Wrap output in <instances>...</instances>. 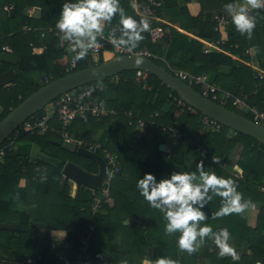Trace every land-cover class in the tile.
Masks as SVG:
<instances>
[{
    "label": "trees",
    "instance_id": "1",
    "mask_svg": "<svg viewBox=\"0 0 264 264\" xmlns=\"http://www.w3.org/2000/svg\"><path fill=\"white\" fill-rule=\"evenodd\" d=\"M234 1L223 0V3L233 4ZM161 2L159 15L165 4L163 0ZM4 4H13V9L9 12L4 11L2 9ZM125 5V1L120 0V6L124 10ZM31 6L39 7V17H30L25 13V8ZM61 6L62 4L58 6L56 0H0V46L8 45L18 56L17 64L0 61L4 64V67H0V74L12 68L15 75L10 86H2L0 89L8 87L17 89L14 100L0 105V120L10 109L44 85L35 82L32 77L27 79L26 74L33 76L42 74L41 78L44 75H52V80L67 74L60 63V46L57 38L50 35L41 38L39 30L23 33L20 29L24 24L32 27L54 25L59 18ZM170 7L165 9L170 23L187 32L194 29L198 32L197 36L207 38L209 41L220 38L219 32L213 30V22H203L200 15L190 16L185 7ZM219 9L226 11L224 6ZM254 13L256 26L250 38L235 29L229 15L228 39L222 47L229 48L240 60L221 52L206 53L202 42L193 40L168 24L165 25L167 33L161 41L151 42L147 30L142 33L143 39L136 48L146 47L157 56L152 60L167 71H170V68H178L195 74H210L211 81L224 89L232 93L245 92L248 95V102L264 112V77L262 79L255 77L251 68L245 64L251 59L244 51L246 48H253L255 62L264 70V10H254ZM114 22L119 26L116 33V38H119L121 25L118 14L111 22H106V27H112ZM30 43L35 47L46 48L42 53L35 54L32 53ZM236 44L237 48H233L232 46ZM84 61L88 64L84 65ZM102 61L100 58L98 63ZM93 65L94 63L88 62L85 56L77 61V66L72 72ZM222 66L228 67L226 73L221 72ZM118 76L120 79L117 84L105 80L106 88L97 90L91 98L107 108L113 107L118 111L132 110L134 113L138 111L140 117L146 119L158 111L157 123L177 127L180 137L176 139L153 125H145L138 146L153 148L154 154L143 164H139L138 158L130 153L126 146V140L133 135L135 126L128 125L127 119L122 115L111 118L110 122L108 120L106 130L99 140L103 149L117 155L120 164V172L113 177L108 189V196L113 201L110 205L105 201L100 189L92 191L76 184L74 194H71L69 178L63 175L62 169L68 161L81 166L74 159V156H80L76 152L77 149L64 146L58 134L49 129L41 134L19 130L18 138L6 148L5 156L0 161V222H16L22 229L0 230V264H5L1 263L2 259L8 260L11 264L25 261L27 258L35 260L37 255L41 256L37 261L39 264H78L79 257L80 264H141L146 256H149L152 264L160 257L170 258L174 264H264V192L261 190L264 189V145L253 137L233 131L236 134V143L240 146L238 157L233 160L226 153L230 143L227 131L229 128L223 126L219 131L206 129L201 123L199 112L182 111L175 117L176 107L169 95L177 93L150 73L145 85L135 82V70L123 71ZM78 90L79 88H76L73 91ZM227 108L234 110L231 106ZM41 113L42 110L31 117L40 116ZM242 115L253 119L251 114ZM79 122L82 121L72 123L71 129L74 132L79 130L77 129ZM84 123L86 126L93 123L92 127L95 129L103 125L94 118L83 121L80 127ZM50 125L58 127L59 123L54 118ZM82 135L91 137L88 130ZM117 135L120 137L119 140H116ZM163 137L169 145L167 152L159 150L157 140H163ZM6 141L1 147L7 143ZM33 145H37L46 155L31 161ZM98 153L103 155L102 150ZM213 155H219L221 161L215 163ZM198 162H202L206 169L215 171L217 175L232 178L237 190L242 194V200H250L251 205L260 204L255 227L247 226L244 211L216 217L215 213L223 203L219 196H213L204 205L206 219L200 224L211 226L213 232L226 228L230 233L229 243L239 254V260L233 261L231 256L227 255L218 256V248L211 237L206 238L205 242L192 253L180 250L176 243L179 233L168 234L165 231L166 220L163 213L152 208L149 203L146 204L147 201L141 195L136 200H130L125 193L127 187H135L134 183L131 184L132 178L137 182L136 178L138 176L142 178L146 172L153 173L156 179L178 171H192L198 175L196 167ZM235 165L244 171L242 178L231 174ZM41 176H46V179L41 181ZM21 178L26 181L22 187L18 184ZM94 197H99L102 204L100 211L93 214ZM18 201L25 204L21 212L15 210ZM122 209L126 212H118ZM141 209L147 212H138ZM115 213L119 214V217H114ZM30 216L36 218L47 231L53 228L67 229L65 246L52 247L51 244L44 243V232L38 230L36 233L29 228ZM129 217L145 220V229L141 230L136 224H123L122 221ZM92 219L93 222L90 223ZM90 224L94 225V229L88 238V248L81 251V239L86 237L85 231ZM116 237H119V242L113 240ZM152 247H155L154 253L149 251ZM209 247L212 249L211 252ZM204 257L207 261L202 263Z\"/></svg>",
    "mask_w": 264,
    "mask_h": 264
},
{
    "label": "built area",
    "instance_id": "2",
    "mask_svg": "<svg viewBox=\"0 0 264 264\" xmlns=\"http://www.w3.org/2000/svg\"><path fill=\"white\" fill-rule=\"evenodd\" d=\"M162 7L161 0H141L139 3L138 11L139 14L146 18L149 22L148 34L150 41L155 43L161 41L167 29L165 25L167 24L158 14L159 9ZM2 9L6 12H9L13 9V4H4ZM32 9L28 8L26 10L29 16L32 15ZM215 25L213 26L214 31H219L222 28H226L229 24V17L225 14L215 15L214 16ZM35 28L28 25H23L21 31L26 33L28 31H33ZM40 36L44 38L47 35H50L54 38H57L59 41V55L60 63L62 64V69L65 73L72 72L73 69L77 66V61L73 62L72 56L74 55L71 52V41L64 40L62 33L56 28V24L40 28ZM114 32V35H113ZM118 32V25L114 24L112 27L107 28L104 24L103 32L97 35V43L89 49L88 54L86 55L88 62L98 64L100 58L103 59L104 54H108L111 58L114 56H124V55H139L145 56L147 58H156L157 56L151 53L146 47L140 48H130L126 46H113L110 41L116 38V33ZM228 39V38H227ZM226 37H221L216 41L205 42L204 52H210L212 50L227 54L232 58H237L235 54L231 52L229 48H224V45L227 42ZM33 49V52H43L46 46H40L36 48L33 44H30ZM237 48V44L232 46ZM0 51L6 53H13L12 48L8 45L0 46ZM78 51V49H77ZM244 54L250 56V61L245 62L253 71L254 76L262 79L264 77V70L260 69L255 62L256 56L254 51L251 48H246ZM104 60V59H103ZM242 61V60H241ZM172 75L196 89L202 96L219 103L225 107L231 106L240 110H244L248 114L253 116L255 122L264 125V112L258 110L255 106L251 105L248 102V95L245 92L232 93L231 91L222 88L220 85L211 81L210 77L206 73L195 74L184 69L170 68ZM149 73L145 70H135L134 80L136 83L145 85L148 79ZM119 79L118 75L112 76L106 80L109 82H116ZM52 80V75H44L40 80L41 83L46 84ZM105 81V80H104ZM104 81L95 82L89 86L80 87L77 92L73 90L65 92L58 96L55 100L47 104L43 109L40 116H34L28 118L22 125L21 129L30 133H44L46 130L53 131L58 134L61 139V143L64 146H69L75 149L85 148L91 152L97 153L102 150V158L105 163V175L102 179V185L99 188L102 195L105 197V201L108 203L110 198L108 196L109 185L113 177L120 172V164L118 157L115 153L103 149L101 143L87 139L71 129L72 123L76 120H87L89 118H94L99 122L108 123V120H111V117L117 115H123L127 118V123L130 126H135V128L142 129L145 125L150 124L161 131L171 134L174 138L180 137V132L177 127H168L166 125H159L157 123V118L159 116L158 112H155L153 115H150L147 119L141 118L138 113H134L129 110L118 111L113 108H107L105 105L99 104L97 101L91 98V96L97 91L102 90L106 87ZM148 88H150L148 86ZM171 102L176 107V112H189L196 113L197 111L181 99L178 95H169ZM56 119L59 123L58 127L50 125V122L53 119ZM201 123L206 129L212 131H219L223 128V125L220 124L215 119L210 118L207 115L201 114ZM19 128L12 132L9 137L5 140L7 143L1 147L0 145V161L3 160L5 156V150L7 147L11 146L14 141L19 136ZM4 141V142H5ZM3 142V143H4ZM2 143V144H3ZM232 175L242 178L244 175L239 170L238 167L234 168L231 172ZM264 192V189L261 188ZM95 191V190H92ZM102 201L99 197H94L92 203L93 214L97 213L101 209ZM93 222V219L90 223ZM94 229V225L90 224L87 230L85 231L86 237L81 239V251H86L88 248V238L91 235ZM41 259L40 255H37L36 259L27 258L25 261H17L14 264H39L37 261ZM81 257L77 259V263L80 264ZM1 263L11 264L8 260L2 259Z\"/></svg>",
    "mask_w": 264,
    "mask_h": 264
},
{
    "label": "clouds",
    "instance_id": "3",
    "mask_svg": "<svg viewBox=\"0 0 264 264\" xmlns=\"http://www.w3.org/2000/svg\"><path fill=\"white\" fill-rule=\"evenodd\" d=\"M231 17L235 29L250 38L256 26L255 13L252 10H264V0H246L245 3L233 6L224 5ZM119 15L121 36L110 41L113 46L136 48L143 39L142 33L149 29L146 18L137 21L127 15L120 6V0H64L56 21V28L62 33L63 39L71 41L73 62L82 60L96 43L97 35L103 32L105 22H111ZM114 35V32H113ZM78 49V51H77ZM135 64L142 63L137 56ZM213 161L219 163L221 157L213 155ZM197 172H174L159 180L151 172L138 177L136 188L139 194L154 209L160 210L166 220L165 231L168 234L179 233L176 243L180 250L192 253L196 251L206 238L211 237L218 248V256H231L233 261L239 260V254L229 243L230 233L226 228L213 232L211 226L200 224L206 219L204 205L213 196L222 198V206L215 213L216 217L231 213H242L251 205L250 200H242L232 178L217 175L197 163ZM41 181L46 176L40 177ZM155 264H174L167 257H160Z\"/></svg>",
    "mask_w": 264,
    "mask_h": 264
},
{
    "label": "water",
    "instance_id": "4",
    "mask_svg": "<svg viewBox=\"0 0 264 264\" xmlns=\"http://www.w3.org/2000/svg\"><path fill=\"white\" fill-rule=\"evenodd\" d=\"M252 11L254 12V10ZM137 56L139 55L114 56L93 66L67 73L42 85L17 106L10 109L7 115L0 120V145L28 118L42 110L61 94L93 82L104 81L123 71L138 69L145 70L154 75L163 84L173 89L181 99L200 114L215 119L224 127L235 132L253 137L264 145V125L202 96L196 89L172 75L150 58L140 56L142 57V63L135 64L134 60ZM0 61L17 64L18 56L14 53L0 51ZM14 79V69L10 68L0 74V87L12 83ZM159 150L165 151L166 145L160 144ZM76 152L94 161L97 165V172L88 171L74 162L68 161L62 169L63 175L76 184H80L91 190H98L102 185V179L105 175V163L102 156L85 148H78ZM239 170L242 174H245L241 168ZM127 223L128 219H125L123 224ZM21 229L22 226L20 224L0 222V230L17 231ZM149 251H153L154 253L155 247L150 248Z\"/></svg>",
    "mask_w": 264,
    "mask_h": 264
},
{
    "label": "crops",
    "instance_id": "5",
    "mask_svg": "<svg viewBox=\"0 0 264 264\" xmlns=\"http://www.w3.org/2000/svg\"><path fill=\"white\" fill-rule=\"evenodd\" d=\"M122 1H125V4H126L125 5V13L127 15H130V16L134 17L137 21H139L141 18H143L139 14V11H138V7H139V3H140L138 0H122ZM63 2H64V0L63 1L62 0L57 1L58 6L60 4H62ZM163 2H165V4H164V7L162 9L161 14L159 15L161 17V19H163L169 26H172L175 29H177L178 31L187 34L193 40H195V41L198 40L199 42H202L203 45H204L203 48H205V42H210V41L207 38H201V37L197 36L198 32L196 30H194V29H191V30H189V32H187V31H184L183 29H181L178 25L170 23L169 18H168L167 14H166V10L165 9L167 7H170V6L172 8L174 6L185 7L187 9V11H188V13H189L190 16L196 17V16H199L200 15L201 18H202V20H203V22L204 21L205 22H213L214 25H215V21H214L213 18H214L215 15L225 14L226 16L229 17V14L226 11H221L219 9V8H221V7L224 6L223 0H163ZM245 2H246V0H244V1L243 0H235L233 2V6L235 7L236 5H240V4H243ZM126 6H129V7H126ZM28 8L29 7H27L25 9V13L26 14H27L26 10ZM31 8H33V7L31 6ZM34 9H38V8L34 7L32 9V15L30 17L37 18L40 15V10H36L35 11ZM104 24H105V26H107L106 25V22ZM114 24H117L118 25V23H116V22H114ZM26 25H28V24H26ZM28 26H30V25H28ZM49 26H51V25H49ZM30 27H32V26H30ZM33 28H35V30H39L40 28H43V27H33ZM28 32H30V31H28ZM216 32H219V31H216ZM219 34H220V38L221 37H226V39H227L228 38L227 27L226 28H222L220 30ZM30 44H32V43H30ZM30 44H29V46H30ZM38 47H36V48H38ZM251 49L253 50V48H251ZM210 52H218V51L212 50ZM32 53L40 54L42 52H33V49H32ZM110 58L111 57L108 56L107 59H110ZM233 59L240 60L239 57L233 58ZM220 70H221V72H223V73L225 72L226 73L228 71V67L222 66ZM186 71H188V70H186ZM35 79L36 78L34 77L33 80L35 82H40V80L42 78L40 77L38 80H35ZM119 79H120V77H119ZM119 79L116 82H112V83L117 84L119 82ZM11 84L12 83H10V84H8L6 86H10ZM137 84H140V83H137ZM165 107L167 108L168 107V104H166ZM110 108H113V107H110ZM113 109H115V108H113ZM129 111H132V110H129ZM156 112H158V111H156ZM136 113H138V115L140 116V114H139L138 111H136ZM153 114H150V115H153ZM179 114H180V112H176V110H175L174 116L177 117ZM117 116H119V115H117ZM114 117H116V116H114ZM114 117H111V118H114ZM141 118H143V117H141ZM80 121H82V122L84 121L85 122L86 120H80ZM110 121H112V120H109V122ZM108 123L101 122V124H103V125H101L102 126V129H100L101 127L98 128V129L93 128L92 127V126H94L93 123L87 124V127L85 128L86 124L84 123V125L82 124V127L79 128L80 130H76V132H79V134L81 136H83L82 134H84V131L88 130V127L90 126L88 132L91 135V137L90 138H87L85 136H83V137L101 143L100 140H99V138L105 132L106 126L108 125ZM104 124H106L105 127H104ZM142 133H143V129H140V128L137 129V128H135V130L133 132V135L129 136L127 138V140H126L127 149L130 150L131 151L130 153L134 154L136 158H138V161H140V162H138L139 164H143L144 161L147 158L151 157L154 154V149L153 148H142V147H139L138 146V141L140 140V138L142 136ZM229 135H230V143H229V145L227 147L226 153L229 154V156H231V158L233 160H235L238 157V154L240 152V146L236 143V134H235V132H229ZM119 138H120L119 135H117L116 140H119ZM157 141H159L158 142L159 145L160 144H165L166 145V150L164 152L169 151V147H168L169 145H168L167 140H165V137H163V140H160L159 139ZM169 142H171L170 139H169ZM45 155H46V153L41 152L39 150V147L37 145H33L32 146L31 153H30V157H31L32 160H35L38 157L39 158H42ZM236 167L237 166L235 165L234 168H236ZM166 176H168V175H166ZM162 177H164V176H160L157 180H159ZM69 181H70V184H71V194L73 195L74 194V190L76 188V183H74L71 180H69ZM25 182H26L25 179L24 178H21L19 180V183L18 184H19V186L22 187V186L25 185ZM134 184H135V187L129 186L125 190V193L128 195V197H129L130 200H136V199H138V197L140 195L138 189L136 188V182ZM112 202L113 201L110 198V201L108 202V204L111 205V204H113ZM146 204H148V202ZM259 206H260L259 203H253L252 205H250L249 207H247L244 210V219H245V222H246L247 226H249V227H255L256 226L257 215H258V212H259ZM24 208H25L24 202L23 201H18L17 202V205L15 207V210L17 212H21V211L24 210ZM118 212H126V210L125 209H122V210H119ZM138 212H147V211L141 209V210H138ZM126 219H128V223L125 224V225H128V224H136V226L138 228H140L141 230H144L145 229V220H140V219H137L135 217H133V218L129 217V218H126ZM10 223H16V222H10ZM28 225H29V228L31 230L35 231L36 233H38V230H42L44 232V236H43L44 237V241H43L44 243L51 244L52 247H64L65 246V237H66V231H67V229H57V228H53V229L47 231L45 229V227H43L40 224V222L37 221V219L34 218V217H32V216H30L29 219H28ZM113 240L116 241V242H119V237L113 238ZM211 251H212V249H211V247H209V252H211ZM206 261H207V259L205 257L202 258V260H201L202 263H205ZM141 264H152V262L149 259V256H146L145 259H143V261H142ZM256 264H260V263H256Z\"/></svg>",
    "mask_w": 264,
    "mask_h": 264
},
{
    "label": "rangeland",
    "instance_id": "6",
    "mask_svg": "<svg viewBox=\"0 0 264 264\" xmlns=\"http://www.w3.org/2000/svg\"><path fill=\"white\" fill-rule=\"evenodd\" d=\"M57 1H59V0H57ZM63 1V0H62ZM244 1V0H243ZM33 8L34 7H36V6H32ZM29 8H31V7H29ZM36 8H38V9H34L35 11L36 10H40L39 9V7H36ZM26 9V8H25ZM108 54H104L103 55V59L104 60H107V58H108ZM83 64L84 65H87L88 63L86 62V61H84L83 62ZM0 67H4V64L3 63H0ZM42 76V74H35L34 76L33 75H31V74H26V78L28 79L29 77H32V78H36L35 80H38L40 77ZM26 90V89H25ZM24 90V91H25ZM16 92H17V89L16 88H11V87H8L7 89H0V105L2 104V103H4V102H6V101H12V100H14L15 99V96H16ZM27 93V92H26ZM234 110H236V111H239V112H241L242 114H248L247 112H245L244 110H240V109H237V108H234ZM0 111H1V109H0ZM41 111V110H40ZM40 111H38V112H40ZM125 117V116H124ZM75 121H80L79 119H76ZM74 121V122H75ZM73 122V123H74ZM81 123L82 122H79L78 123V125H77V129H79L80 128V126H81ZM106 126V124H104V127ZM87 127V126H86ZM85 127V128H86ZM89 128H90V126L88 127V130H89ZM100 129H102V126H101V128ZM19 130H21V126L19 127ZM80 130V129H79ZM227 131H229V132H233V130H231V129H227ZM69 148H72V146L71 147H69ZM41 154V153H40ZM75 158V161H77V163H79L84 169H91V170H96L97 171V165H96V163L94 162V161H88V160H86V159H84L83 158V156H74ZM31 161H34V160H32L31 159ZM138 177H140V176H138ZM138 177L136 178V180L138 179ZM132 183H135V178H132V182H131V184ZM114 217H119V214H114L113 215ZM12 220V219H11ZM122 223H123V221H122ZM217 251H218V249H217Z\"/></svg>",
    "mask_w": 264,
    "mask_h": 264
}]
</instances>
